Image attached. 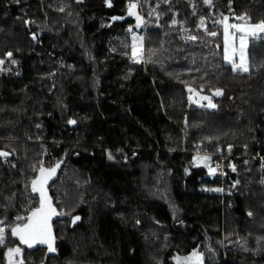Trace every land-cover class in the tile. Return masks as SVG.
<instances>
[{"label": "trees", "instance_id": "trees-1", "mask_svg": "<svg viewBox=\"0 0 264 264\" xmlns=\"http://www.w3.org/2000/svg\"><path fill=\"white\" fill-rule=\"evenodd\" d=\"M112 1L123 18L93 28L101 0H0V40L38 27L54 45L47 58L0 70V151L9 153L0 157V264L14 247L23 264H264V185L248 156L264 153V41L249 45L248 72L233 71L219 9L233 13V0H141L137 25L124 0ZM217 89L214 108L192 101ZM163 111H178L179 125ZM226 145L241 154L228 209L208 189L218 178L192 162ZM42 159L60 164L49 185L59 211L50 253L11 235L38 206L30 184ZM194 250L200 260L185 261Z\"/></svg>", "mask_w": 264, "mask_h": 264}, {"label": "rangeland", "instance_id": "rangeland-1", "mask_svg": "<svg viewBox=\"0 0 264 264\" xmlns=\"http://www.w3.org/2000/svg\"><path fill=\"white\" fill-rule=\"evenodd\" d=\"M103 6H100L97 9V16L96 19L92 22L91 26L93 28H96L100 26L101 24H107L109 25L113 20H120L123 18L122 16H117L113 15L112 12L116 11L115 9V4L113 3L112 0H110V6L108 3H106V0H101ZM227 1L228 0H224ZM242 1L241 0H233V3L235 5V10L233 13L230 12V10L226 11L224 5L222 8H219L222 11V16H221V29H222V34H223V59L225 56V26L226 25H232V24H242L243 21L238 20L237 17L241 16L242 14H246L249 18L251 23H258L261 20H264V5L260 6L259 8L255 9L254 11H249L242 7ZM226 7V6H225ZM136 11V10H135ZM202 14L205 18H208L207 12L202 11ZM125 16H131L134 20V24H141V16L138 14L136 11V15H129L126 13ZM137 16L140 17V20H137ZM113 17H119V19H113ZM224 17H227L228 19L224 21ZM38 24L40 23L39 19H37ZM127 29L131 32V35L133 36V43H132V55L135 56L136 60L140 58V55L142 54L141 48L138 45V36L136 35V31L132 29V25L128 24ZM235 29L229 27V33L231 34L234 32ZM69 34H71L69 32ZM69 34L67 32V38L69 37ZM243 35L242 33H237L235 37L230 36L229 39V44L231 47H234L237 49V51L232 55V61L235 62L236 64L240 63V54H239V49H240V36ZM264 41V33H259L257 32L256 34H247L245 36V49H244V55L245 59L248 64V56H247V50L250 44L252 43H261ZM135 44L136 52L134 54L133 52V45ZM91 46H93L95 54L99 57H102L104 52L103 48L105 47V41L101 37H95L91 40ZM54 52V45L51 43L50 39L47 37H44L40 34V29L36 27L34 30L32 29L27 37L25 36H15V37H9L7 39H1L0 40V70L5 69V70H11L12 67H14L16 64L17 66L19 65H25L27 64L32 58H47V56H51ZM11 53V56H8L7 54ZM15 61V63H13ZM224 62L228 63L232 67V63L229 61H226L224 59ZM243 72V71H241ZM215 95V92H212L210 94H204L201 92H196V94L193 95V102L195 104H200L209 107V100L211 101L212 104L213 100L212 97ZM203 97H208L209 99H203ZM161 114L165 115L164 117V122L168 126H178L180 123L179 119V112L178 111H163ZM226 146H231V145H226ZM233 147V146H231ZM234 148V147H233ZM44 153V151H43ZM248 156H252V154H248ZM203 157H209L208 160L202 159ZM259 161V178H258V183L259 180L263 177L260 176V166L261 164H264V159H260L258 157H255ZM262 162H261V161ZM192 162L195 166H204L207 169V173L210 176H215L214 172L210 173L209 169H213L210 161V156L207 153H196L192 159ZM234 163V162H233ZM234 164L228 165L227 168L231 171L230 174L234 173L233 166ZM228 174V173H227ZM237 179V178H236ZM240 184V183H239ZM260 184V183H259ZM261 185V184H260ZM210 191L218 192L220 196L222 197L223 195L221 194L222 191H215V189H218L216 187H208ZM235 190L231 191V195L233 194ZM225 194V193H224ZM229 195V196H231ZM225 200V199H224ZM223 200V201H224ZM223 206H225V209L230 208L227 206L228 204L231 203V199L227 200L226 203L220 201ZM232 207V205H231ZM20 216V215H19ZM18 216V217H19ZM16 248V247H14ZM15 260V259H14ZM15 264H19V261H15Z\"/></svg>", "mask_w": 264, "mask_h": 264}, {"label": "snow or ice", "instance_id": "snow-or-ice-1", "mask_svg": "<svg viewBox=\"0 0 264 264\" xmlns=\"http://www.w3.org/2000/svg\"><path fill=\"white\" fill-rule=\"evenodd\" d=\"M206 4H210L211 0H204ZM106 3L110 6V0H106ZM136 3H129L128 5V14L129 15H136ZM62 10V9H61ZM113 19H119V17H113ZM228 18L224 17V21H226ZM238 20L243 21L242 24H232V25H226L225 26V56L224 59L226 61H229L232 63V70L233 71H243L248 72L249 67L247 65L245 55H244V49H245V36L249 33L256 34L264 33V20L259 21L258 23H251L250 18L246 14H242L241 16L237 17ZM137 20H140V17L137 16ZM223 22V21H221ZM173 23H176L174 20ZM201 23H203V18L201 19ZM229 27L235 29L234 32L231 34L229 33ZM237 33H242L243 35L240 36V63L236 64L232 61V55L234 54L237 49L234 47H231L229 44L230 36L235 37ZM210 35H216V33H210ZM133 52L135 54L136 48L135 44L133 45ZM8 56H11V53L7 54ZM2 63V61H0ZM15 63V61H13ZM222 91L220 89H217L215 92V95H221ZM203 99H209L208 97H203ZM209 107L214 108L215 105L211 103L209 100ZM69 123H75V121H69ZM9 153L0 151V157H6ZM111 158V157H109ZM202 159L208 160L209 157H203ZM59 164H56L54 167H51L49 169H45L43 165H41L39 169V175L32 180V191L38 192L40 194V202L39 207L33 209V211L29 214L27 217V223L21 225L17 224L15 227L11 229V235L13 237H18L20 242L22 244L27 245L28 247H32L34 243H47L49 247V251H55V249L52 247L51 244V228L48 224V220L50 219L51 215H55V210L51 206L50 198L47 196V190L45 188V185L47 184L48 180L51 179L55 173L56 169L59 167ZM233 170L235 168L233 167ZM210 173L215 172V169H209ZM215 191H220V189H215ZM251 215V213H249ZM18 220L24 219L23 217H17ZM76 219H79L77 217ZM6 235H5V229L0 228V247H2L6 243ZM21 254V249L19 247L16 248H8L7 252L5 253V256L8 259V264H15V256ZM179 259V258H178ZM185 261H199L200 260V254L196 252L195 250L189 257L183 258ZM19 264H23V260L21 259Z\"/></svg>", "mask_w": 264, "mask_h": 264}, {"label": "built area", "instance_id": "built-area-1", "mask_svg": "<svg viewBox=\"0 0 264 264\" xmlns=\"http://www.w3.org/2000/svg\"><path fill=\"white\" fill-rule=\"evenodd\" d=\"M129 3H136L137 8L136 11L141 16V20L143 21V4L141 0H124V10L126 13H128V5ZM46 150H44L45 154ZM210 161L212 168L215 169V176L220 181V186H217L216 188L220 189L222 191V202H224V197H228L231 195V191L235 190L239 186V181L230 175L231 171L229 170L228 165L233 164L234 159L241 156L240 153L235 152L234 148L231 146H218L216 147L211 153H209ZM252 156L258 157L261 160L264 159V153H259L258 151L254 152ZM260 160V161H261ZM262 162V161H261ZM46 162L44 159L39 163V167L43 165L44 168H47L45 166ZM228 173V174H227ZM260 176L263 177L259 180V183L261 185H264V164H261L260 166ZM225 193V194H224ZM231 203L227 206L231 207ZM29 215V214H28ZM24 215L21 213L20 217H23Z\"/></svg>", "mask_w": 264, "mask_h": 264}, {"label": "water", "instance_id": "water-1", "mask_svg": "<svg viewBox=\"0 0 264 264\" xmlns=\"http://www.w3.org/2000/svg\"><path fill=\"white\" fill-rule=\"evenodd\" d=\"M59 164V163H58ZM60 165V164H59ZM54 167V166H53ZM51 168V167H50ZM45 169H49V168H45ZM59 169H60V166L56 169V173H55V175L51 178V179H49L48 180V182H47V184L45 185V188H46V190H47V196L50 198V201H51V206H52V208L55 210V215H51V217H50V219L48 220V224L50 225V228H51V237H52V240H51V244H52V247L54 248V243H55V239H54V232H53V229H52V224H53V222L54 221H56L57 219H58V217H59V211H58V209L56 208V206H55V204H54V202H53V198H52V196H51V194H50V190H49V185L51 184V182L52 181H54L55 179H56V177L58 176V171H59ZM39 175V171L37 172V174H36V176H35V178L37 177ZM34 178V179H35ZM30 189H31V191H32V185L30 184ZM33 192V191H32ZM34 193H36L37 194V197H38V206L36 207V208H38L39 207V202H40V194L38 193V192H34ZM35 209V208H34ZM33 211V210H32ZM31 211V212H32ZM30 212V213H31ZM29 213V214H30ZM29 216V215H28ZM27 223V222H26ZM15 238H17L18 239V241L20 242V240H19V238L18 237H15ZM27 246V245H26ZM37 246H43V247H45L46 249H47V252H52V251H49V247H48V244L47 243H39V242H36V243H34L33 244V248H36Z\"/></svg>", "mask_w": 264, "mask_h": 264}]
</instances>
